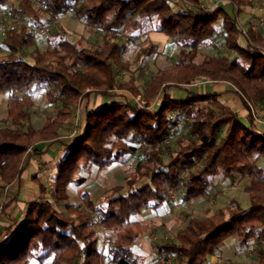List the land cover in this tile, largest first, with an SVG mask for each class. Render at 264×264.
<instances>
[{"label": "trees", "instance_id": "16d2710c", "mask_svg": "<svg viewBox=\"0 0 264 264\" xmlns=\"http://www.w3.org/2000/svg\"><path fill=\"white\" fill-rule=\"evenodd\" d=\"M36 1L38 7L31 0H0V7L23 21L5 28L1 40L6 53L0 57V94L9 93V99L0 127V189L18 179L27 147L33 146V154H38V143L59 141L64 154L54 163L51 185L37 181L36 196L25 203L23 215L8 219L0 229V264H106L107 260L143 264L132 246L147 226L135 216L157 210L169 191L178 192L188 203L206 195L212 178L231 180L235 175L247 181L246 208L230 199L209 215L191 216L173 241L153 242L151 253L156 259L170 256L177 264H209L219 247L234 239L240 250L254 248L255 264H264V165L257 164L264 157V128H256L254 114L264 104V36L243 30L236 16L250 0H224L213 9L203 7L200 0ZM68 11L84 27L100 32L101 42L87 47L52 31L48 45L39 51L36 28L56 22ZM146 19L176 45L178 63L151 79L139 106L120 93L138 96L134 79L118 82L115 68L122 67L125 49L118 38L131 40L141 34ZM218 44L227 53L195 61L199 48ZM30 47L34 49L27 60L23 53ZM155 48L148 42L140 55ZM200 78L226 83L225 92L240 100L246 119L220 102L222 92L189 88ZM40 88L54 109L35 128L31 93ZM171 88H182L181 94L170 92ZM91 94L113 102L84 110L83 125L60 141L59 130ZM178 125L184 133L171 146L170 133ZM136 153L142 159L102 200L94 202L84 191L83 207L66 202L67 186L85 181L78 171L123 163ZM11 202L1 206L3 214ZM96 226L111 233L107 254L97 245Z\"/></svg>", "mask_w": 264, "mask_h": 264}, {"label": "rangeland", "instance_id": "374dc122", "mask_svg": "<svg viewBox=\"0 0 264 264\" xmlns=\"http://www.w3.org/2000/svg\"><path fill=\"white\" fill-rule=\"evenodd\" d=\"M17 3L19 0H11ZM33 6L38 7L39 4L36 0H31ZM175 3L174 0H171ZM146 19L144 21V28L141 34H136L131 40H126V37L120 36L118 41L123 43L125 49L120 57L122 67H116L115 73L118 82H126L130 78L134 79V86L139 92V95L133 97L128 92H120L124 94V97L129 101H134L139 106L142 105L141 95L151 81V79L161 70L170 71L178 63V48L168 38L158 36L156 32L154 22ZM23 21L17 17H13L9 14L6 7H0V57L3 56L6 51L1 46V40L3 38V31L8 26L21 25ZM36 28V27H35ZM38 32V40L35 47L39 51H43L48 42L46 41L48 35L52 31H58L62 38L69 41L77 42L83 46L97 45L101 42V33L93 28L84 27L71 13V11L65 12L56 22H45L41 28H36ZM159 33V32H158ZM148 42H152L156 45V48L151 51L147 56L140 55V49L144 47ZM34 49L30 47L23 53L24 58L30 60L29 53ZM198 54L195 57V61L199 63L204 55L216 56L219 54L227 53L221 44L216 47L205 46L199 48ZM213 81H207L203 79H197L196 83L190 85L191 89H199L204 92H209ZM182 89V88H181ZM181 89L171 88L169 89L172 93H180ZM119 93V92H118ZM45 90L33 89L32 97L34 104L31 107V124L33 127L41 126L42 121L47 117L51 116L54 105L46 101L44 97ZM95 99L99 102L94 101L96 108L97 104H100V97L94 94ZM0 127L4 125L2 119L6 114V106L9 99V93L0 94ZM160 96L155 100L153 107L159 102ZM118 100H123L119 98ZM113 102L111 98H102V105H109ZM75 107L73 110L72 117L70 120L63 125L60 131V141H65L71 138L79 129L83 119L79 115V110ZM218 109V108H217ZM264 111V104L254 109L255 118L264 121V114L258 115L256 112ZM259 121V120H258ZM257 125L263 124L256 122ZM183 129L181 125H178L175 130H171L169 143L171 146H175L176 139L183 135ZM51 143V142H46ZM37 145H40L37 144ZM42 145V144H41ZM31 147V148H30ZM29 148V149H28ZM27 151L33 149V146H29ZM64 154L61 148V143L58 145L54 143V152L52 154V161L54 163L57 159ZM142 159L139 153H136L132 157H127L123 163H113L105 167H97L95 165L88 166L84 171H78L77 174L80 177H84L85 181L82 185L76 186L69 184L67 186L68 199L66 202L83 207L81 202V193L86 191L89 198L98 202L103 199L107 190L112 186L123 184L125 177L129 174L135 165V163ZM258 165H264V157L257 159ZM43 181L48 185H51L52 175H47L44 171ZM246 180H242L239 176L235 175L231 180H221L219 177L211 179V184L207 189V193L203 197H198L191 200L188 203H184L180 200L178 192L169 191L168 199L157 209L143 210L134 217L135 220H139L146 224L147 230L139 237L137 242L132 246V250L135 254L140 255L144 259L143 264H177L176 260H173L170 256H163L160 259H156L151 253V244L153 242H165L173 241L175 234L183 229L188 218L191 216L202 218L206 215L211 214L220 207H223L230 199L237 200L242 207L248 206V198L243 188L246 185ZM124 193V190L122 191ZM2 193H0V201L2 199ZM58 209L62 210V204L58 205ZM2 213V210H0ZM96 238L98 247L107 254L110 246L109 236L110 232L101 229L96 226ZM253 245V244H252ZM232 262H241L242 264H255V252L254 248L243 250L238 249L234 239L226 241L224 246H220L215 256L209 259V264H230ZM27 264H37L35 262H28ZM44 264H49V261ZM106 264H112L108 260Z\"/></svg>", "mask_w": 264, "mask_h": 264}, {"label": "crops", "instance_id": "0c3cea01", "mask_svg": "<svg viewBox=\"0 0 264 264\" xmlns=\"http://www.w3.org/2000/svg\"><path fill=\"white\" fill-rule=\"evenodd\" d=\"M222 3H224V0H200V4L207 9H213L214 7L221 5ZM227 10H231V6H228ZM236 16L243 30L253 29L257 33L264 36V0H250L249 4L243 6ZM155 35L156 37L161 36L167 38L162 33L156 32ZM210 87V91L212 92L223 93L219 100L224 106L232 109L242 120L246 119L247 111L243 107L240 100L232 93L225 92L229 89V86L226 83L214 82ZM95 97L96 96H94V94H91L88 97L87 101H84L80 105V107L76 108L79 110L81 120L83 119L82 116L84 110H95L99 107L105 106L102 105V98L106 97L99 96L101 101L100 104H97L95 108L93 104L94 101L96 103L99 102V100L95 99ZM255 112L259 116L264 114L263 110L259 111V113L256 110ZM258 120L255 119L256 122L263 125L259 126L256 124V128L258 130H261L264 128V121L261 122L260 119ZM43 122L44 121H42L41 125L43 124ZM82 125L83 121L80 127ZM54 143L58 145L59 141L51 143H40V145H36L35 148L39 151L38 154H33V149L30 151H27L26 149L21 163V167L23 168V170L18 179L9 184L5 189H0V193H2L0 210L2 205L7 203L9 200H13V202H11L5 210L7 211V215L0 212V229L4 227L6 223H8V219L13 217L18 218L19 216L23 215V207L25 203L32 201L36 196L38 187L37 181H43V179L45 178L44 174L46 173L44 171H46L47 175L49 174V176L53 174L54 161L51 163V157L54 152Z\"/></svg>", "mask_w": 264, "mask_h": 264}]
</instances>
